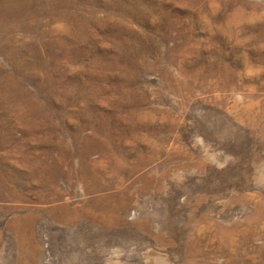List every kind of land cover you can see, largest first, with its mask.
<instances>
[{"label":"rangeland","instance_id":"obj_1","mask_svg":"<svg viewBox=\"0 0 264 264\" xmlns=\"http://www.w3.org/2000/svg\"><path fill=\"white\" fill-rule=\"evenodd\" d=\"M0 6V264H264V0Z\"/></svg>","mask_w":264,"mask_h":264},{"label":"bare ground","instance_id":"obj_2","mask_svg":"<svg viewBox=\"0 0 264 264\" xmlns=\"http://www.w3.org/2000/svg\"><path fill=\"white\" fill-rule=\"evenodd\" d=\"M8 15V12L5 10V8H2L1 6H0V21H3V19H5L6 17L5 16H7ZM113 254V253H112ZM112 257V256H111ZM61 264H69L68 262H67V260L66 261H64L63 263H61Z\"/></svg>","mask_w":264,"mask_h":264}]
</instances>
